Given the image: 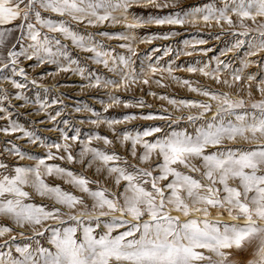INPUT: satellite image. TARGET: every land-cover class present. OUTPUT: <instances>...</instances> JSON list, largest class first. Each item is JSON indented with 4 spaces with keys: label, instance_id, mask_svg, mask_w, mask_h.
Returning a JSON list of instances; mask_svg holds the SVG:
<instances>
[{
    "label": "snow or ice",
    "instance_id": "6c2138e0",
    "mask_svg": "<svg viewBox=\"0 0 264 264\" xmlns=\"http://www.w3.org/2000/svg\"><path fill=\"white\" fill-rule=\"evenodd\" d=\"M179 3L180 0H0V47L7 49L6 57L0 55V69L10 67L13 75L27 80L25 69L18 67L23 57L35 60L37 65H55L58 73H79L89 80V87L110 86L115 90L150 82L166 87V73L204 98L160 95L159 99L177 111L187 110L186 115L175 119L167 109L139 116L124 114L119 119H101L102 114L93 111L96 119L91 123L107 124L122 146L130 142L133 158L139 155L140 163L148 167L128 166L126 160L121 164L123 158L115 151L93 146V140L112 144L98 132L84 134L87 139L83 140L78 128L71 133L58 129L60 139L49 142L9 120V126L2 131L20 132L46 151L31 153L13 144L6 151L34 163L9 165L0 160V217L5 218L0 220V264H235L229 259L232 250L246 246L251 249L246 264H264V78L256 84L259 99L252 92L256 76L247 75L245 87H240L243 68L252 63L248 57L264 53V0H201L177 7ZM138 8L168 11L144 13L137 12ZM248 21L256 27H250ZM201 22L221 29L220 33H210L217 39L224 34L234 38L222 54L245 46L248 51L241 68H232L213 57L215 68L197 61L189 64L186 71L199 72L235 91H220L181 79L174 75L171 60L166 67H160L149 58L146 71L141 60V70L137 72L136 42L150 43L177 35L170 27L140 37L138 29L151 25L195 26ZM105 24L122 25L123 30H99ZM89 27L98 31H88ZM17 31L15 43L7 47L8 38ZM97 36L123 41L118 47L126 54L109 49ZM67 42L90 53L88 59L119 79L101 77L90 70L85 75L86 69L70 55ZM205 43L203 39L184 41L193 50ZM168 51L166 48L165 54ZM183 54L192 52L186 48ZM222 72L230 73L231 81L224 79ZM157 75L160 78L154 80ZM11 83L16 89L25 87L15 79ZM31 83L36 84V80ZM149 94L157 96L155 92ZM16 95L27 99L20 92ZM109 99L112 104L106 105L105 112L113 104L123 103L125 108L145 104L143 99L135 104L122 101L114 93H109ZM37 103L53 122L61 116V111L52 115L47 102L38 98ZM52 103L62 101L53 99ZM135 119L167 123L136 131H118L114 127ZM63 123L68 125L69 121ZM74 145H78V152ZM58 160L86 167L99 165L97 173L106 172L116 190L101 187L98 181L61 166ZM49 177L62 178L83 195L50 183ZM93 183L97 184L95 189L90 186ZM33 195L52 203H36ZM84 196L91 204L85 202ZM225 213L227 220L222 218ZM17 236L21 242H17Z\"/></svg>",
    "mask_w": 264,
    "mask_h": 264
},
{
    "label": "rangeland",
    "instance_id": "374dc122",
    "mask_svg": "<svg viewBox=\"0 0 264 264\" xmlns=\"http://www.w3.org/2000/svg\"><path fill=\"white\" fill-rule=\"evenodd\" d=\"M201 0H180L177 7L183 5H194L200 3ZM137 12H148V11H160L163 14L167 13V9L163 10H153V9H136ZM55 18V14H51ZM250 27L255 28L251 21L247 22ZM79 28L83 29L84 25H78ZM177 32V35L171 36L168 39L157 38L151 40L150 43H139L136 42L134 47L137 50V57L134 58V67L137 72L141 70L140 62L144 61V70H147L149 63V58H151L152 64H159L160 67H166L169 60L174 62V75L180 77L181 79L192 80L198 82L202 86H210L216 88L220 91H235L234 89H228L223 85H218L210 77H205L201 73H189L186 68L189 64L195 65L197 61H201L202 64H210L212 68L216 67V60L213 57L223 60L228 63L232 68H241L242 61L245 58L246 52L248 51L247 46L241 50H234L231 52H224L227 47H229L233 42L234 38L230 34L220 35L219 39L215 35L210 33H220L221 29L215 24L211 27L204 25L202 22L193 26L185 25L183 27L179 26H162L158 27L155 25L148 26L146 28L138 29L137 35L143 37L145 35L154 32H164L169 30ZM227 27V25H225ZM108 30L111 32L122 31V25H111L105 24L100 26L99 30ZM46 31V29L44 30ZM88 31L96 32V28H88ZM19 35L17 31L15 34L8 38L7 47H11L15 43V37ZM98 40L102 41L105 45L109 46V49H115L118 54H126L125 49L118 47L123 41L117 39H108L106 37L97 36ZM198 39H203L206 41L204 45H196L195 50L192 49L191 45L186 46L184 41H195ZM69 44L70 55L74 59H77L81 67L86 69L85 75L88 71L100 75L106 78H116L114 73L109 72L101 64H96L88 59L90 53L83 52L79 49L74 48L70 42ZM169 49L168 53L165 54V49ZM187 48L191 51V55H184L183 50ZM201 49H210V51L202 52ZM18 50V47H17ZM179 50V53H178ZM0 55L6 57L7 49L0 47ZM252 61L247 67L243 68V79L240 82V87H245V81L247 80V75L251 74L257 77V80L252 82V92L256 99H259L260 93L256 90V84L262 78H264V53H258L256 56L248 57ZM201 64V66H202ZM18 67H23L25 73L28 77L27 80L23 76L13 75L11 68L7 70L0 69V160L9 165L15 164H32L34 161L28 160L27 158L20 160L8 151L13 144L17 145L22 150H26L31 153L43 154L46 149L39 143L33 144L28 138L24 137L22 133H5L2 131L3 128L9 126V120L14 121L22 125L25 129L32 131L36 136L47 139L49 142L58 141L60 139V132L58 129H65L70 133L74 128L80 129L82 135L81 139L86 140L87 136L84 134L98 132L102 136H107L112 144L105 145L102 140H93V146L105 149L109 152L115 151L123 159L120 161L121 164L127 161V165H137L139 167H148L147 164H141L139 160V155L133 158L131 155V144L126 142L123 146L117 139L116 135L110 130L105 123H100L99 126L91 123L92 120L96 119L93 115V111L101 113V119L104 116L109 118L116 117L121 118L124 114H136L137 116L141 114H148L149 112L162 113L164 109H167L169 113L172 114V118L180 115H186L187 110L177 111L172 105L168 104L166 100L159 99L160 95H168L176 99L180 98H196L204 99L188 90L187 86H183L179 81L172 80L167 77L163 81L166 87H160L154 82H150L149 85H144L142 83L130 86L129 90H115L109 87H89V80L85 79L79 73L76 72H57L55 65H37L35 60L29 61L23 57L19 58ZM51 73V75H50ZM4 76H8L9 79H4ZM224 79L231 81V74L228 72H222ZM159 75L154 77L159 79ZM15 79L19 83H23L25 87L23 89H16L11 80ZM36 80V84H32L31 80ZM83 86V87H82ZM47 89V91H45ZM17 92L22 93L23 98H17ZM155 92L157 96H152L149 93ZM109 93H114L119 96L121 100H128L135 104L136 100L143 99L145 104L144 107H128L125 108L123 103L113 104L108 107L107 112H105L106 105L112 104L109 99ZM247 99L246 93L242 92ZM6 96L7 99L2 97ZM40 101H45L49 105V109L52 115H55L56 111H61V116L57 118L56 122H53L48 115V112L39 109V104L37 99ZM57 99L62 101V103L53 104L52 100ZM87 106V108H85ZM150 106V107H149ZM77 107L80 111H76ZM6 109V111H4ZM63 120H68L69 124L65 125ZM166 121L160 120H143L135 119L125 123H120L114 125V127L119 131L123 129H128L131 131L142 130L143 126L147 125H161L166 126ZM183 124V122H181ZM75 152L79 151L78 145H74ZM55 151V149H53ZM141 149L137 146V152ZM74 152V154H75ZM63 167H67L74 170L76 173H82L86 178L91 181H98L101 187L108 188L111 191H115L114 180L107 177V173L102 171L97 173L96 167L99 165H93L92 167H86L85 164L74 163L68 164L66 161H56ZM50 183L59 184L63 189L71 191L76 195H83L77 189L72 187V185L64 182L62 178L49 177L47 178ZM93 189L97 187V184L93 183L90 185ZM29 191H31L29 189ZM85 202L91 204L90 199L84 196ZM33 200L36 203L51 204L52 201L47 199H42L39 196L33 195ZM212 215L215 216V210H212ZM227 220V214L225 213L222 217ZM5 218L0 217V220ZM17 242H21V238L17 236ZM250 246H246L241 250H232V254L229 257L231 261L235 264H246V262L251 258Z\"/></svg>",
    "mask_w": 264,
    "mask_h": 264
}]
</instances>
